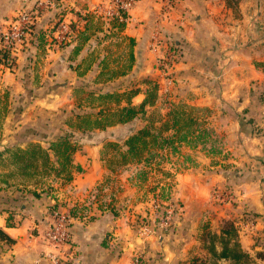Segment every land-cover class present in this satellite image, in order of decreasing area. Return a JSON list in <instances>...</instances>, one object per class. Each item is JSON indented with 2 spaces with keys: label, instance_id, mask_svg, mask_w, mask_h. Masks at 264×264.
I'll return each instance as SVG.
<instances>
[{
  "label": "crops",
  "instance_id": "crops-1",
  "mask_svg": "<svg viewBox=\"0 0 264 264\" xmlns=\"http://www.w3.org/2000/svg\"><path fill=\"white\" fill-rule=\"evenodd\" d=\"M36 1L24 0L10 6L7 0H0V20L17 16L20 6L31 8ZM57 1V8L36 21L38 44L34 36L31 49L28 46L16 53L17 67L11 69L0 63V152L15 146L25 148L26 142L20 137L25 124L52 133L60 128L70 129L69 121L75 112L74 121H79L80 116V120L96 119L107 105L114 111L129 104L125 98L105 103L106 92L116 96L141 88L130 100L132 105L139 106L150 86L147 82L132 86L135 78H154L160 87L156 104L147 105L146 113L140 114L135 123V130L149 122L153 110L159 108L162 97L166 96L168 81L156 68L165 42L158 45L153 40L161 0H139L128 13L122 30L100 20L98 15L86 14L106 0ZM258 3V0H179L170 18L157 25L163 28L165 35L186 42L201 53L207 51L214 55L217 64L213 69L202 66V59L184 57L176 67L177 81L185 94L188 88L203 93L199 98L196 96L197 105L215 108L211 117L217 132L226 136L228 150L235 153L241 150L238 164L248 162L251 169L261 170L258 178L241 185V192L242 198L252 202L256 212L264 214V200H261V196L264 197V153L260 155L264 152V102L255 114L248 109L257 102L259 90L264 91V69L259 65L264 63L261 48L264 32L259 31L255 37L244 23L248 19H264V7L258 8ZM253 6H257L254 12L248 9ZM259 10L261 14H256ZM61 18L71 21L77 29L75 36L63 46L52 42L58 34L54 26ZM85 30L90 38L74 53L80 43L78 35ZM219 105L222 110L217 109ZM75 107L79 110H73ZM164 115H161L162 122H165ZM250 125L261 126L260 137H255L251 129L249 132ZM76 129L83 131L81 126ZM121 131H126L123 126H114L90 133L118 135ZM42 144L49 145L43 141ZM249 147L257 149V155L262 156L258 157L259 161H243L248 160L242 153ZM100 151L98 144H86L77 150L73 163L81 170L74 169L71 181H57L52 192L33 197L29 205L6 207L4 205H11L6 198L0 200V228L15 239L12 244L0 241V264H29L41 253L55 250L44 239L54 203L70 209L73 214L72 239L58 249L68 264H130L136 253H142L145 264H190L197 254V257L211 259L204 240L201 243L197 239L203 236L205 229L218 233L220 230L210 227L209 223L201 226L202 218H207L209 212L198 203L206 200L207 180L210 179V183L214 179L221 180L219 174L208 171L203 174L200 169L180 173L176 193L183 201L180 221L168 235H159L158 227H155L156 233L144 235L139 231L136 218L156 215L150 200L138 193L133 184H125V189L116 194L114 186L119 178H112L106 161L97 160ZM95 188H98V202L92 195ZM212 218L216 221L214 216ZM263 223L258 222L257 228L264 229ZM238 233L244 250L251 243L249 251L259 249L251 234H242L240 230ZM259 234L264 235V232ZM256 256L253 257L257 259ZM219 264L231 262L223 259Z\"/></svg>",
  "mask_w": 264,
  "mask_h": 264
},
{
  "label": "rangeland",
  "instance_id": "rangeland-1",
  "mask_svg": "<svg viewBox=\"0 0 264 264\" xmlns=\"http://www.w3.org/2000/svg\"><path fill=\"white\" fill-rule=\"evenodd\" d=\"M20 1L24 0H7L8 5L10 6L15 5ZM161 1L162 7L155 24V27H157L154 32L155 35L153 40L156 41L158 45L165 42V48L162 49L161 56L156 60V68L168 81V89L165 91L166 96L162 97V102L160 101L161 103L158 106L159 108L153 110V116L150 118L149 122L144 123L142 127L145 125H151L153 133L158 135L156 132L161 129V123H164L162 122L161 115L165 114L164 117L166 118L164 121H169L172 118V114L169 115V113H173L175 111L179 114L180 124L187 126L186 123L189 118H193L196 122L193 126H189L187 129H184V140L176 138L175 132L178 127H172L171 125L172 128H170L169 132L164 135H158V141H156V143H153L152 139L150 140V145L141 160L125 162L122 161L120 150H116L111 143H119L121 148L125 150L126 147L124 142L128 133L126 131H121L117 133L118 135H113L109 133L85 134L79 132L75 126H80V123L77 120L74 121V116L77 115L76 112L71 117V121H69L70 129L60 128L59 130L50 133L49 131H45L43 128L35 127V125L32 126L30 124H25V126L21 129L20 137L24 142H26L25 147L29 142H41L42 144L43 141L44 143H48L56 140L60 136L69 137L71 141L78 145V150H81V148L86 144L100 145L101 151L100 153H97V160L106 161L109 165L110 171L113 173L112 178H119V183L116 185L114 184L116 194H119V192L125 189V184H133L137 188L138 193H141L143 197L146 196L145 199L148 198L147 200H150L149 202L156 212V215L152 218L142 216L137 217V222L141 223L144 221L148 222L150 225L155 223L153 226L158 227V230L160 231V221L162 217L167 214L166 211L169 210L171 206L175 209L173 225L169 228V230L164 232L160 231L159 233V235L163 236L170 234L173 228L180 221L181 215L179 211H181V207H183V201L176 196L177 187L180 183L178 175L194 169H200V172L203 174L207 171L219 174L222 177L221 180L214 179L212 183H210V179L207 180V190L206 194H204L206 196V200L198 203V205H201L205 211L209 212L207 214V218H202L201 226L205 223H209L210 227L212 226L217 230H220L225 221H233L242 234H251L254 239V245H260L259 249L255 252L247 249L251 247L252 243L246 245L247 248L245 249L248 252L253 253V256H256L258 250L264 251V235L259 234L260 231L264 232V229L257 228L258 222H264V214L256 212L252 202L242 198L243 192H241V185L246 182L254 181L260 176L259 172L261 170L257 167L252 168V170L250 166H247L248 162H245L243 165L238 164V161H240L239 158L241 150H237L236 153L230 149L228 150L226 145V136L223 135L222 132H217L214 124L215 120L211 117L215 108L196 104V96L199 98V96H203V93L195 92L191 88H188L189 91H187L186 94L181 92L182 87L179 86V82L177 81L178 76L176 74L178 72V68L176 67L184 59V57L190 59H202L203 62L200 64H202V66L207 65V68L212 67V69L215 68L217 62L216 60H213L214 55L212 56L209 52L206 51L201 53L196 48L188 45V43L180 42L175 37H170L168 34L165 35L163 33V28L157 25V23L170 18L171 13L179 3V0H174L169 3L165 0ZM258 1V8H263L264 0ZM256 7L253 6L248 9L254 12ZM20 8L21 12H23L30 11L33 7L25 8V6H20L19 9ZM114 8V0H106L101 3V5L95 7V10L92 9L86 14L98 15L97 17L100 20L104 19L107 22H111L113 16L110 13ZM133 8H131L129 12ZM256 14H261V10L256 12ZM17 16H7V20H0V24L9 23ZM262 16L264 17V15ZM253 20L255 22H252ZM63 21L67 22L70 27H72L73 36H75L77 30L76 28H73V23L71 21H67L64 18L58 19L54 26V29L57 30L58 34L52 42H56V44L60 46H63L65 43V40L60 43L61 38H59V36L63 35L59 29L60 24ZM244 23H247L246 26L250 27L249 32H251L255 37H257L259 31L264 32V19L258 21L255 19H248V22ZM35 28L34 32L30 36L29 43L23 49L28 46L30 47L29 49H31L34 42V36L38 35V31L36 32ZM261 48L264 49V46H261ZM14 64L15 67H17L16 61ZM208 71L210 70H207V72ZM203 75L206 76L205 74ZM143 79V77L133 79L132 86L140 83L142 84V82H145ZM150 81L151 83L156 82L159 90L160 87L157 80L153 78ZM148 84L150 87L153 85L150 84V82H148ZM213 88L215 89V87ZM185 90H187V88H185ZM259 92L258 100H256L257 102L253 103L248 108L253 114H255L256 109L261 106V103L264 102V91L259 90ZM206 93L207 90H205L204 94ZM233 104L238 105V102H233ZM224 105L225 104H223V107H225ZM221 107L222 105H219L217 109L222 110ZM74 109L79 110L77 107L73 108V110ZM228 110H230L229 107ZM144 120H146V118H144ZM248 122H250V119H248ZM250 126L249 132L251 129L255 137H260L262 134L261 126ZM140 128L136 127L137 130ZM250 149V147L249 149H244V153H242L243 158L246 157L248 160L243 161H259L258 157H262L260 155H263L264 152L258 156L255 151L257 149ZM2 152L5 153L6 150H1V153ZM84 153L87 154V152ZM80 158H78L79 161ZM55 159L56 158L53 155V160L56 161ZM88 160L92 159L88 158ZM57 181H63L62 183H66L61 177L54 176V172L50 175L43 172L41 175H36L35 178H31L30 180L25 179L23 175L17 171L12 161H9V159L8 161H0V200L6 198V201L11 204L4 205L6 207L13 206L20 208L22 207V203L29 205L33 197L37 198V196L52 192ZM261 200H264L263 196H261ZM0 207H2V205H0ZM213 216L216 221L212 220ZM217 217L220 218L217 219ZM199 233H201V230ZM197 240L198 242H203L202 234L200 237L198 236ZM197 256L198 254L195 255V257Z\"/></svg>",
  "mask_w": 264,
  "mask_h": 264
},
{
  "label": "trees",
  "instance_id": "trees-1",
  "mask_svg": "<svg viewBox=\"0 0 264 264\" xmlns=\"http://www.w3.org/2000/svg\"><path fill=\"white\" fill-rule=\"evenodd\" d=\"M120 17L115 16L112 21V27L122 30L125 26L126 18H128L127 11H121ZM36 26V25H35ZM74 28V26H73ZM36 31V28H35ZM80 43L74 48V53H78L82 49V44H84L90 37L88 33L82 31L79 33ZM35 44H38L39 36H35ZM37 42V43H36ZM1 62V60H0ZM264 69V63H259ZM147 78L145 82H150L153 84L152 87L147 91V96L143 102L139 105H132L130 100L133 96L139 93L140 89H131L125 93H118L116 96L114 94L106 92L105 103L116 100L117 102L122 99H126L129 104L118 107L116 110H112L111 106H106L98 112L97 118H87L81 119L78 117L82 133L88 134L90 131L95 129H101L106 131L108 127L123 126L128 133L125 139L124 145L125 150L121 148L119 143H111L116 150H120V155L122 161H138L141 160L150 143L158 141V135H164V132L170 130L172 127H178L175 132L176 138L179 140H184L185 135H183L184 129L189 126L196 124L193 118H189L186 125L180 124L179 114L175 111L172 114V118L169 121L161 123V129L156 132L158 135L153 133L151 125H145L144 127L135 130V123L140 118V114L146 113L147 105H154L158 99V87L157 83L150 81ZM86 117V115H84ZM171 122V123H170ZM172 125V127H171ZM75 127L78 128V125ZM116 135V134H113ZM47 147L43 146L41 142H29L25 148L20 146H15L13 148H8L5 153L0 152V161H12L13 165L16 167L25 179L35 178L36 175H41V173H46L47 175L53 174L54 176L61 177L65 182H69L73 179V171L81 170L80 166L73 163V155L78 150V145L71 141L67 136H60L52 142H48ZM5 154L8 156L3 157ZM53 155L56 158L53 160ZM40 197V196H37ZM5 240L9 243H15V239L9 236L2 228H0V241ZM203 240L206 245V249L211 255V259H206L202 257L192 258L190 264H219L220 260H229L231 264H264V251L257 253V259H255L249 252L243 249L239 241V233L236 224L233 221L227 220L221 227L220 232H212L205 229L203 233ZM258 260H262L263 263Z\"/></svg>",
  "mask_w": 264,
  "mask_h": 264
},
{
  "label": "built area",
  "instance_id": "built-area-1",
  "mask_svg": "<svg viewBox=\"0 0 264 264\" xmlns=\"http://www.w3.org/2000/svg\"><path fill=\"white\" fill-rule=\"evenodd\" d=\"M138 1L114 0L115 8L110 14L113 18L118 16L122 19L121 11H127L129 13V10ZM165 1L169 3L174 0ZM58 6L57 0H37L35 6L30 11H23L11 22L0 24V63L14 69L16 53L29 43L38 17ZM71 28L67 22H61L59 29L63 35L59 36L61 38L60 43L73 38V30ZM92 195L94 200L98 202V188L93 189ZM166 212L167 214L160 221L159 226L161 232L169 230L174 223L175 209L171 206ZM50 218L49 225L44 232V239L55 250L41 253L29 264H68L67 259L60 254L58 249L72 239L71 222L73 214L70 209L54 203L50 208ZM155 230V227L148 222L143 221L139 223V231L144 235L156 233ZM130 264H145L142 253L134 254Z\"/></svg>",
  "mask_w": 264,
  "mask_h": 264
}]
</instances>
